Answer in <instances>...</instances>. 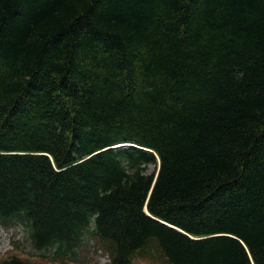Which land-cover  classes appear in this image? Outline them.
<instances>
[{
  "label": "trees",
  "instance_id": "trees-1",
  "mask_svg": "<svg viewBox=\"0 0 264 264\" xmlns=\"http://www.w3.org/2000/svg\"><path fill=\"white\" fill-rule=\"evenodd\" d=\"M0 223L62 264H264V0H0Z\"/></svg>",
  "mask_w": 264,
  "mask_h": 264
},
{
  "label": "rangeland",
  "instance_id": "rangeland-1",
  "mask_svg": "<svg viewBox=\"0 0 264 264\" xmlns=\"http://www.w3.org/2000/svg\"><path fill=\"white\" fill-rule=\"evenodd\" d=\"M23 240V236L14 224L4 227L0 223V261L10 257H16L27 264H62L60 262H51L39 256H33L29 253L19 251L14 243ZM27 250L30 248L27 246ZM78 258L83 259L86 264H108L109 260L106 254L98 249L96 242L84 238V243L77 250ZM80 260V259H79ZM132 264H163L161 259L152 252H140L132 259Z\"/></svg>",
  "mask_w": 264,
  "mask_h": 264
}]
</instances>
